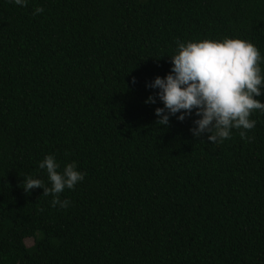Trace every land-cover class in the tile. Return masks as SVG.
Instances as JSON below:
<instances>
[{"label":"trees","instance_id":"trees-1","mask_svg":"<svg viewBox=\"0 0 264 264\" xmlns=\"http://www.w3.org/2000/svg\"><path fill=\"white\" fill-rule=\"evenodd\" d=\"M225 37L264 58V0H0V264H264V112L212 144L144 103L177 42ZM49 154L85 173L66 209L23 190Z\"/></svg>","mask_w":264,"mask_h":264},{"label":"clouds","instance_id":"clouds-1","mask_svg":"<svg viewBox=\"0 0 264 264\" xmlns=\"http://www.w3.org/2000/svg\"><path fill=\"white\" fill-rule=\"evenodd\" d=\"M26 7L28 0H10ZM36 7L33 15L43 13ZM172 67L163 78L157 76L146 87L155 91L144 101L163 107L155 108L158 126L167 127L171 117L183 122L192 120L189 129L194 138L207 134L212 144L230 139L232 130H239L242 140L251 139L247 133L256 126L250 119L254 110L264 112V103L254 97L264 96V75L259 50L249 41L225 37L222 40L203 39L195 42H177L174 54L169 57ZM132 83H135L133 79ZM46 170L50 187L31 176L23 179V190L42 189L44 196H52L51 206L66 209L71 202L61 200L60 194L72 190L82 182L85 173L77 170L75 162L62 171L54 155H46L39 163Z\"/></svg>","mask_w":264,"mask_h":264},{"label":"rangeland","instance_id":"rangeland-1","mask_svg":"<svg viewBox=\"0 0 264 264\" xmlns=\"http://www.w3.org/2000/svg\"><path fill=\"white\" fill-rule=\"evenodd\" d=\"M26 244H27V245H32V240H31V239H30V240H27V241H26Z\"/></svg>","mask_w":264,"mask_h":264}]
</instances>
